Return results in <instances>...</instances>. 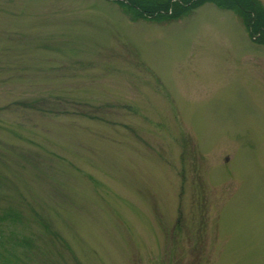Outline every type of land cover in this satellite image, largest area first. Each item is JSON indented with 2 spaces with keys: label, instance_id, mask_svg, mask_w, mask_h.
I'll return each mask as SVG.
<instances>
[{
  "label": "rangeland",
  "instance_id": "1",
  "mask_svg": "<svg viewBox=\"0 0 264 264\" xmlns=\"http://www.w3.org/2000/svg\"><path fill=\"white\" fill-rule=\"evenodd\" d=\"M134 1L0 0V264H264V39Z\"/></svg>",
  "mask_w": 264,
  "mask_h": 264
},
{
  "label": "trees",
  "instance_id": "2",
  "mask_svg": "<svg viewBox=\"0 0 264 264\" xmlns=\"http://www.w3.org/2000/svg\"><path fill=\"white\" fill-rule=\"evenodd\" d=\"M189 1L188 3H178L177 0H168L164 3H138L134 1L131 3L130 10H132L130 13L133 15L134 18L138 19H157V21L162 20L161 18L165 16H169L170 14L172 16L165 17L167 19L177 18L181 17L183 15H186L189 13L192 9V7H195L196 4H191L193 2H196L194 0H185ZM200 1V0H199ZM212 2L214 3L218 8L221 9H232L237 10V12L241 15L244 23H246L248 30L250 33L253 34H259L261 37H259V41L264 39V11L255 9V4L250 3L248 0H201L200 2ZM191 6V7H190ZM171 10V11H170ZM170 11V13H169ZM159 17V18H158ZM264 43V42H262ZM16 242V243H14ZM12 244V247L15 251V249H18V247H24L27 246L30 247V243L27 240H19L14 241ZM1 246L4 247L3 244ZM27 248V249H28ZM6 251H2L1 257L4 256V253ZM5 264H8V261L5 260Z\"/></svg>",
  "mask_w": 264,
  "mask_h": 264
},
{
  "label": "bare ground",
  "instance_id": "3",
  "mask_svg": "<svg viewBox=\"0 0 264 264\" xmlns=\"http://www.w3.org/2000/svg\"><path fill=\"white\" fill-rule=\"evenodd\" d=\"M168 0H136V2H138V3H142V4H145L146 2L147 3H157V4H160V3H164V2H167ZM201 1V0H200ZM199 0H197L196 2H193V3H191V4H198V5H195V7H192V9H195V8H198V7H200V6H203L205 3H207L206 1L205 2H200ZM248 1H250V3H252V4H255V9H256V11H257V9H259V10H262V11H264V8L263 7H261L260 6V4L256 1V0H248ZM215 6V5H214ZM191 7V6H190ZM215 7H217V6H215ZM218 8V7H217ZM218 9H220V10H225V9H221V8H218ZM171 11V10H170ZM170 11H169V13H170ZM231 12V11H230ZM170 16H172L171 14L169 15V17ZM178 18H180V17H177V18H172V19H170V20H173V19H178Z\"/></svg>",
  "mask_w": 264,
  "mask_h": 264
}]
</instances>
